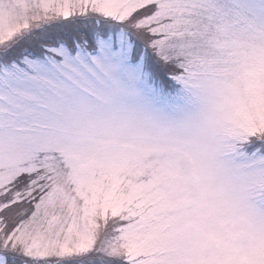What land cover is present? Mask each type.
Returning a JSON list of instances; mask_svg holds the SVG:
<instances>
[{"label":"snow or ice","instance_id":"obj_1","mask_svg":"<svg viewBox=\"0 0 264 264\" xmlns=\"http://www.w3.org/2000/svg\"><path fill=\"white\" fill-rule=\"evenodd\" d=\"M0 264H264V0H0Z\"/></svg>","mask_w":264,"mask_h":264}]
</instances>
